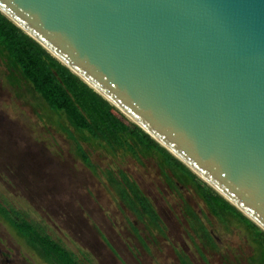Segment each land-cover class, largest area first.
I'll list each match as a JSON object with an SVG mask.
<instances>
[{
	"label": "water",
	"instance_id": "obj_1",
	"mask_svg": "<svg viewBox=\"0 0 264 264\" xmlns=\"http://www.w3.org/2000/svg\"><path fill=\"white\" fill-rule=\"evenodd\" d=\"M0 12L264 231V0H0Z\"/></svg>",
	"mask_w": 264,
	"mask_h": 264
},
{
	"label": "rangeland",
	"instance_id": "obj_2",
	"mask_svg": "<svg viewBox=\"0 0 264 264\" xmlns=\"http://www.w3.org/2000/svg\"><path fill=\"white\" fill-rule=\"evenodd\" d=\"M73 134L93 167L76 154ZM124 171L153 205L162 229L145 227L124 207L103 175ZM186 201L212 234L217 248L187 226ZM0 203L17 210L82 264H247L251 251L241 225L206 213L190 187L171 189L155 159L136 162L80 135L48 110L23 80L9 81L0 58ZM205 212L206 218L201 215ZM0 264H48L0 216Z\"/></svg>",
	"mask_w": 264,
	"mask_h": 264
},
{
	"label": "trees",
	"instance_id": "obj_3",
	"mask_svg": "<svg viewBox=\"0 0 264 264\" xmlns=\"http://www.w3.org/2000/svg\"><path fill=\"white\" fill-rule=\"evenodd\" d=\"M0 58L8 69L9 81L23 80L28 83L48 110L63 118L82 140L92 141L111 153L121 152L136 162H140L142 157L152 156L171 189L177 191L179 186L190 187L204 205L206 213L216 222L226 225L232 220L241 225L251 246L245 262L264 264L263 230L1 12ZM61 127L73 139L80 160L93 167L89 156L67 126ZM103 175L124 207L137 220L145 227L162 229L159 216L148 197L124 171L118 169L114 173L106 169ZM183 209L187 226L200 241L216 249L212 234L200 215L186 201H183ZM206 213L201 211L204 219ZM18 214L17 210L0 203V216L46 263L82 264L71 250L43 232L39 225ZM179 257L182 264H192L184 256Z\"/></svg>",
	"mask_w": 264,
	"mask_h": 264
}]
</instances>
